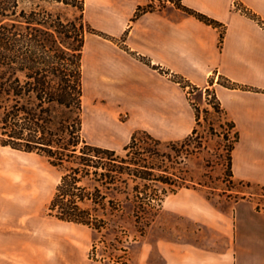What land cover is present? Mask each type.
Listing matches in <instances>:
<instances>
[{
    "label": "crops",
    "instance_id": "0c3cea01",
    "mask_svg": "<svg viewBox=\"0 0 264 264\" xmlns=\"http://www.w3.org/2000/svg\"><path fill=\"white\" fill-rule=\"evenodd\" d=\"M130 1L110 2L112 21L123 20L124 41L97 53V88L105 101L122 104L135 130L177 142L197 122L174 78L210 89L238 135L232 179L264 186V25L252 18L264 22V0H181L220 27L171 3L134 21L146 2ZM22 153L0 146V264H102L89 259L88 227L41 216L39 181L26 174ZM223 204L199 189L166 197L143 241L135 242L131 263L264 264V211L247 199ZM159 227L162 236L151 241Z\"/></svg>",
    "mask_w": 264,
    "mask_h": 264
},
{
    "label": "trees",
    "instance_id": "16d2710c",
    "mask_svg": "<svg viewBox=\"0 0 264 264\" xmlns=\"http://www.w3.org/2000/svg\"><path fill=\"white\" fill-rule=\"evenodd\" d=\"M160 3H171L201 22L220 27L181 0ZM55 5L76 13L70 18ZM156 9L153 4L139 6L133 20ZM84 12L83 0H0V146L38 154L62 171L48 208L51 216L101 233L114 217H123L130 208L142 237L157 217L168 190L175 194L190 189L187 180L178 175L184 162L177 147L191 142L197 130L183 141L168 143L146 131H136L124 147V155L86 140L84 50L88 36L95 31ZM252 18L264 25L256 15ZM223 38L222 34L221 42ZM174 81L184 90H201L182 77ZM210 106L225 116L214 92ZM227 128L232 130L234 125L228 123ZM234 135L229 152L231 183L264 191V186L232 179L231 153L238 141ZM164 145L173 149L174 156L161 151ZM200 148L188 151L186 157ZM254 195L250 192L249 198ZM153 209L150 219L146 215Z\"/></svg>",
    "mask_w": 264,
    "mask_h": 264
},
{
    "label": "rangeland",
    "instance_id": "374dc122",
    "mask_svg": "<svg viewBox=\"0 0 264 264\" xmlns=\"http://www.w3.org/2000/svg\"><path fill=\"white\" fill-rule=\"evenodd\" d=\"M146 2L144 7L153 4L157 9L173 7L170 3H160L159 0H141ZM110 2H132L130 0H83L85 20L95 31L87 38V49L84 50V136L93 145L116 150L124 155V147L130 142L135 130L129 119V112L122 108L120 103L107 102L103 88H97L96 66L99 48L105 44L120 45L124 41L123 20L120 18L113 22L116 11ZM167 2V1H165ZM68 13L70 18L76 13L74 9H66L63 5H55ZM107 28V30H106ZM191 95L187 98L199 122L196 123L197 135L186 146L177 147V151L183 153V162L179 167L182 171L178 175L186 179V185L190 189H199L216 206H224L226 200L239 201L246 196L247 200L253 201L260 210L264 211V191L257 188L247 189L238 183L232 184L230 180L229 152L235 135L227 128V118L218 115L210 106L213 101V91L209 93L202 90L192 91L186 88ZM105 110V116L101 115ZM183 141V140H181ZM180 142V141H179ZM168 143V142H166ZM201 146L199 151L186 157L187 152H192ZM161 151L174 156L172 148L162 146ZM26 167V174H33L39 181L37 199L41 216L50 221H57L49 213V205L55 195L56 188L61 182L62 171L52 166L45 157L35 153L19 155ZM162 188V186H159ZM168 196L173 195L170 193ZM254 193L249 198V193ZM167 196V197H168ZM157 209V207H155ZM155 209L146 216L154 217ZM89 228V227H88ZM90 229L89 259L92 262L102 264H132V252L135 242L143 241L137 233L134 222L133 210L127 208L123 217H114L106 229L101 233ZM87 230V229H84ZM92 230V231H91ZM162 236L161 228H157L149 237L151 241ZM154 260H159L156 253Z\"/></svg>",
    "mask_w": 264,
    "mask_h": 264
},
{
    "label": "bare ground",
    "instance_id": "6f19581e",
    "mask_svg": "<svg viewBox=\"0 0 264 264\" xmlns=\"http://www.w3.org/2000/svg\"><path fill=\"white\" fill-rule=\"evenodd\" d=\"M101 113H102V114H105V113H106V111H105V110H103Z\"/></svg>",
    "mask_w": 264,
    "mask_h": 264
}]
</instances>
